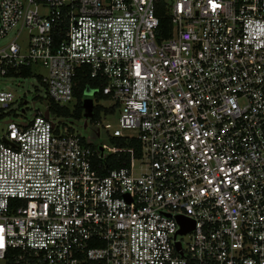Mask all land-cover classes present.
Segmentation results:
<instances>
[{
	"label": "built area",
	"instance_id": "built-area-1",
	"mask_svg": "<svg viewBox=\"0 0 264 264\" xmlns=\"http://www.w3.org/2000/svg\"><path fill=\"white\" fill-rule=\"evenodd\" d=\"M11 32L0 78L30 68L46 109L0 134V261L264 264V0H0ZM80 67L140 144L124 167L52 119Z\"/></svg>",
	"mask_w": 264,
	"mask_h": 264
},
{
	"label": "rangeland",
	"instance_id": "rangeland-1",
	"mask_svg": "<svg viewBox=\"0 0 264 264\" xmlns=\"http://www.w3.org/2000/svg\"><path fill=\"white\" fill-rule=\"evenodd\" d=\"M13 36L14 33L11 32L5 39L0 40V47L9 43ZM34 73L36 75L45 74L40 66L34 69ZM0 87L8 89L14 95V103L8 109H5L4 115L0 117V134L6 130L5 122L11 117L15 116L17 120L24 118L30 120L36 111H45L46 96L42 85L35 75L26 78H0ZM74 104L75 100L69 104V108L73 109ZM98 104L104 106L103 108H106L110 112L108 114L100 113L99 117L93 119V116L85 117L87 110L83 109L82 116L79 119L64 115H58L52 117V119L56 123L61 122L71 127L76 134L95 145L98 149L103 147L105 155H111L115 149L103 126L110 124L112 130L117 128L120 112L115 107H112V103L108 100L101 101ZM94 105H97L96 101ZM85 122L87 123V127H84ZM98 132L100 133L99 136ZM0 264H6V262L0 261Z\"/></svg>",
	"mask_w": 264,
	"mask_h": 264
},
{
	"label": "trees",
	"instance_id": "trees-1",
	"mask_svg": "<svg viewBox=\"0 0 264 264\" xmlns=\"http://www.w3.org/2000/svg\"><path fill=\"white\" fill-rule=\"evenodd\" d=\"M158 17L160 18L161 26L170 30L169 17L165 13L164 9H159ZM168 35V34H167ZM20 75L24 78L31 76L30 68H25L21 71ZM101 85V81L90 78V73L87 67H80L77 70L76 76L73 80V97L75 104L73 109L69 108L58 109V113L64 116H72L79 119L83 113V101L85 93L88 88L95 89ZM96 102L107 100L106 97L101 94H97ZM93 119L99 117L100 113L108 114L110 111L97 105L93 108ZM111 143L116 148V152L109 155L105 159H99V163L107 165L108 169L121 168L126 166L131 158H138L141 155L140 144L137 140L127 141L125 139H112Z\"/></svg>",
	"mask_w": 264,
	"mask_h": 264
},
{
	"label": "water",
	"instance_id": "water-1",
	"mask_svg": "<svg viewBox=\"0 0 264 264\" xmlns=\"http://www.w3.org/2000/svg\"><path fill=\"white\" fill-rule=\"evenodd\" d=\"M87 95H92V92H86ZM83 109L87 110V113H85V117H92V111H93V101L90 98H87L83 101ZM46 116H48V112H46ZM84 127H86V122L84 124ZM180 222H184V219L180 218Z\"/></svg>",
	"mask_w": 264,
	"mask_h": 264
}]
</instances>
